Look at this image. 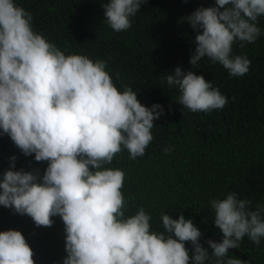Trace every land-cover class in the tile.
Returning <instances> with one entry per match:
<instances>
[{
  "label": "clouds",
  "instance_id": "clouds-1",
  "mask_svg": "<svg viewBox=\"0 0 264 264\" xmlns=\"http://www.w3.org/2000/svg\"><path fill=\"white\" fill-rule=\"evenodd\" d=\"M145 0H103L106 23L114 31L131 26ZM264 0H214L184 17L194 32L191 66L207 56L230 76H242L251 63L233 53V44L254 42L262 33L258 17ZM107 61L66 53L32 26V14L17 0H0V134L24 155L46 160L39 170L0 172V205L50 226L59 215L66 233L62 264H249L228 255L245 236L259 246L264 238V204L235 191L210 198L219 240L201 243V229L182 211L160 213L163 230L153 229L144 206L125 213V173L108 167L126 149L142 156L152 140L153 121L164 113L146 106L131 85L118 88ZM176 87L178 104L191 111L223 107L228 98L193 67L176 66L162 79ZM170 148L165 147L164 151ZM192 245L191 252L185 242ZM206 245V246H205ZM211 249V251H209ZM0 264H35L33 250L17 229L0 230Z\"/></svg>",
  "mask_w": 264,
  "mask_h": 264
},
{
  "label": "trees",
  "instance_id": "trees-1",
  "mask_svg": "<svg viewBox=\"0 0 264 264\" xmlns=\"http://www.w3.org/2000/svg\"><path fill=\"white\" fill-rule=\"evenodd\" d=\"M101 2L17 0L31 12L34 30L47 40L66 53L106 60L118 88L131 85L141 103L163 106L144 154L130 159L122 148L107 165L125 173L121 188L125 213L133 214L142 205L151 215V227L163 230L160 213L176 218L182 211L201 229V240L222 235L213 225L210 198L235 191L240 198L252 200L253 207L264 204V16L258 17L262 33L254 42L243 47L239 41L233 44V53L250 59L249 70L230 76L207 56L195 66L189 63L194 32L184 17L214 0H145L131 17V26L122 31L106 23ZM178 65L203 74L228 102L195 112L178 104V89L162 83ZM165 147L170 150L165 152ZM13 154L15 169H38L43 174L46 160L24 155L7 134H0V172L10 166ZM51 219L50 226H37L29 215L0 205V230H20L33 250L35 264H62L67 255L63 221L59 215ZM234 249L251 264H264V238L257 246L245 236ZM228 255L235 254L229 251Z\"/></svg>",
  "mask_w": 264,
  "mask_h": 264
},
{
  "label": "water",
  "instance_id": "water-1",
  "mask_svg": "<svg viewBox=\"0 0 264 264\" xmlns=\"http://www.w3.org/2000/svg\"><path fill=\"white\" fill-rule=\"evenodd\" d=\"M222 235H215V236H210V237H206V238H203L201 240V243L204 244L208 239H214V240H219L221 238ZM185 247H187L188 249H192V245L191 244H185ZM230 252L234 253L236 256L240 257L241 259H244V260H247L243 255H241L238 251H236L234 248H230L229 249ZM249 262V261H248ZM249 264H251L249 262Z\"/></svg>",
  "mask_w": 264,
  "mask_h": 264
}]
</instances>
